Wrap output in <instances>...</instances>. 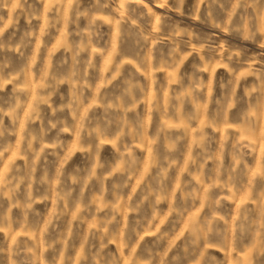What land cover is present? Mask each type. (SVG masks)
Here are the masks:
<instances>
[{"label": "rangeland", "instance_id": "obj_1", "mask_svg": "<svg viewBox=\"0 0 264 264\" xmlns=\"http://www.w3.org/2000/svg\"><path fill=\"white\" fill-rule=\"evenodd\" d=\"M15 2L16 0H13V3ZM145 2L157 16L164 14V10L157 7L153 0H145ZM195 2L196 0H187L184 7L185 17L195 14L193 8ZM20 3L23 4V0H20ZM47 4L48 0H28V4H24L25 10L31 5L37 19L32 20L31 30L35 35L23 49L24 56L7 53L17 69L25 66L33 56L36 57L37 67L41 70L55 69L61 61H67L69 69L71 67V54L66 53L62 47L64 43L62 34L65 31L63 22L57 23L55 27L50 26L43 37L40 35L46 19ZM117 6L118 2L110 3L109 9H115ZM88 9L94 10V0H83L80 10ZM63 11L71 17L72 12L67 7V0H65ZM18 12L19 17H17ZM201 12H204L203 7ZM108 14L105 13V15ZM204 14L207 15V13ZM169 15L174 20L177 19L174 13ZM217 17L223 21L227 20L226 12H222L219 8L213 14V19ZM47 18L51 19L50 14ZM154 23L155 17L151 15H145L141 20L142 27L147 31L151 30ZM6 25L5 39L13 37L16 43H19L22 32L28 29L24 12L19 8L14 11L11 5L0 8V28H5ZM79 26L80 28L86 26L83 18L80 19ZM181 26L207 33L203 25L193 24L188 19H185ZM75 28L76 25L70 23L67 31L73 32ZM100 31L103 39L98 43L93 41V47L106 48L110 51L113 46H116L121 52H126L125 46L116 39L114 26L103 25ZM215 34L222 45L227 42L236 47H246L248 57L260 56L261 52H264V49L257 47L259 38L257 43L241 45L237 39L229 40L218 31ZM68 39L71 42L78 38L70 36ZM164 50L167 51V47ZM85 59H91L97 67L90 71L91 78L87 81L90 87L85 89L84 107L98 99L97 89L102 94L119 95L124 79L129 73L135 71L131 65H125L119 76L111 66L108 71H105L104 65L108 62V56H94L91 50ZM122 59H133V57L125 55ZM193 63H199L195 56L185 63L181 71L191 72ZM248 63L251 64L252 61L249 59ZM153 67L161 69L153 77L143 75V69L137 73L145 91L139 96V102L136 105V113L140 115L143 122L142 137L129 138L137 160L134 178L129 179L128 175L113 177L105 182L106 191L103 192L101 185L96 181L87 188H84L82 184L75 185L72 188V196L66 199L68 211L59 221H55L56 230L49 228V234L45 235L44 227L57 204L55 189L61 163L68 153L79 147L72 133L63 134L61 139L66 147L63 150H57L56 156L47 154L42 156L36 164L34 178L39 181L41 177H46L47 183L31 185L32 196L37 201L33 204L34 211L28 212L25 217L23 205L28 198L29 184L27 183L20 184L11 199L0 196V220L5 216L8 218L6 222L0 223V228L5 229L0 231V264H66V257H72L75 262L81 253L86 257L81 264H91V257L99 249L101 240L99 237L91 236L89 228L93 220H99L104 215L103 213L93 214L95 208L105 202L125 204V201H128V204H137L141 199L144 203L139 212H127L128 205H125L123 211L127 214L116 217L117 223L112 236L104 241L107 245L104 254L115 257L117 264H131V261H136L137 264H149V262L150 264H238V260L246 254L251 264H264V227H262L264 225V141H258L254 150L243 149L242 158H238V163L231 153V144L234 142L233 133H236L235 139L247 143L243 140V134L238 132L237 126L241 124L243 113L249 110L248 97L245 93L254 87L257 81L252 76L247 77L246 81H241L236 87V95L244 97L246 103L238 104L235 108L225 106L224 115L220 119V131L212 133L210 128L205 127L204 131L208 132L212 139L210 142L205 141L201 148L196 145V142L200 140L197 130L201 124L211 118V113L217 111L215 104L210 103L197 120L189 119L194 111L191 104L178 105L176 114H173L171 110L166 113L162 105L171 92L168 87V72L163 70L162 64L154 62ZM245 70L241 68L238 72ZM261 70L264 71V68ZM113 76H116L115 80L112 79ZM33 79L35 85L38 81L35 77ZM105 80L110 81L106 86ZM208 80L209 77L205 75V82ZM229 80H232V77L223 68L217 70L211 89L213 101L221 95L231 96L230 88L226 93H222L219 88L220 81L227 83ZM60 92L66 98L69 97V86L65 84ZM154 95L159 102L155 108L153 107ZM21 99L25 104L23 112H27L31 96H22ZM12 103H14L13 85L9 84L5 91L0 92V107L7 111ZM59 103L60 98L57 95L53 99V106ZM93 111L99 113L102 109L94 108ZM23 112L20 114L21 120H23ZM80 114L83 115V109ZM133 116L134 113H129V119ZM64 118L70 125L74 123L67 113ZM49 119H51V110L41 106V120L37 121L33 127L39 129L41 122L47 127ZM225 119L228 125H232L231 128L226 127L223 122ZM2 126L7 131L0 139V151L4 148L8 151L0 158V171L5 167L13 168V161L22 171H30L31 159L24 154L23 143H20L19 150L16 147L20 142V122L14 123L8 116H3ZM258 131L264 132V121L259 122ZM225 134L229 137L228 143H223ZM54 137L55 132L50 133L45 142L51 143ZM99 159L106 164L108 170L119 163V156L113 151L111 145L104 146L99 153ZM26 160L28 164L25 163ZM91 160L92 157L82 156L77 150L65 165V171L72 172L79 168L82 172H86L91 168ZM221 162H223V168H221ZM158 176L164 177L162 181L164 190L153 195L157 188L156 177ZM122 181H127L128 186L122 190H114L113 185L120 184ZM82 190L84 196L81 201ZM158 198L162 202L157 205L155 201ZM41 200H43L42 203ZM93 200L96 204L92 208L77 213V207H80L81 203L87 204ZM74 201L77 203L74 204ZM210 201H219V204L213 203L210 206ZM74 214L83 215L87 222L74 221L72 219ZM153 216L156 219H153ZM194 216L201 227L203 222H207L210 228L218 225L220 235L209 234L197 245H192L193 237L187 228ZM241 225H243V231ZM133 229L135 231H132ZM129 235H131V243L125 246ZM141 236L143 240H140ZM53 241L54 247L48 248V243ZM137 242H139L138 245Z\"/></svg>", "mask_w": 264, "mask_h": 264}, {"label": "clouds", "instance_id": "obj_2", "mask_svg": "<svg viewBox=\"0 0 264 264\" xmlns=\"http://www.w3.org/2000/svg\"><path fill=\"white\" fill-rule=\"evenodd\" d=\"M113 2H118V6L115 9H109V4ZM82 3L83 0H67V7L72 12L70 17L63 11L65 0H48L45 10L46 19L40 35L43 37L50 26L55 27L57 23L63 22L65 31L62 34L64 41L62 47L66 53L71 54V67L69 69L67 61H61L55 69L44 68L41 70L37 67L35 56L25 66L17 69L10 56L7 55V53H14L19 57L24 56L23 49L28 46L35 35L31 30L32 20L37 19L33 14L34 10L31 5L28 9H24V4H28V0H23V4L20 3V0H16L15 3L13 0H0V8L11 5L14 11L17 8L21 9L26 15V24L28 25V29L22 32L19 43H16L13 37L5 39L4 33L7 25L5 28H0V92L5 91L9 84L13 85L14 100L7 111L0 107V139L7 131L2 126L3 116H8L14 123L19 121L20 142L16 147L19 150L20 143H23L24 154L31 159L28 172L22 171L14 161L13 168L5 167L0 171V196L11 199L20 184H29L27 202L23 205L25 217H27L28 212L34 211L33 204L37 202L32 196L31 185L47 183L46 177H41L39 181L34 178L36 164L41 157L46 154L56 156L57 150H63L66 145L61 137L65 133H72L79 146L68 153L61 163L55 189L57 204L44 227L45 235L49 234V228L53 231L56 230L55 221H59L68 211L66 199L72 196V188L75 185L82 184L84 188H87L93 181H96L101 185L103 192L106 191L104 189L105 182L113 177L128 175L129 179L134 178L137 160L129 138L139 139L142 137L143 122L140 115L136 113V105L139 102V96L143 95L145 91L137 73L143 69V75L153 77L156 72L161 71L160 68L153 67L154 62L162 64L163 70L168 72V87L171 92L162 105L166 113L171 110L173 114H176L178 105L191 104L194 111L189 119L197 120L210 103L215 104L217 111L211 113V118L201 124L197 130L200 140L196 142V145L201 148L205 141L210 142L212 139L211 135L204 131V128H210L212 133L220 131V119L224 115L225 106L235 108L238 104L246 103L244 97L236 95V87L242 80L246 81L247 77H254L257 83L245 93V96L248 97L249 110L243 113L241 124L237 126L238 132L243 134V140L247 143L235 139L236 133H233L234 142L231 144L233 159L238 163V158H242L243 149L254 150L258 141H264V132L258 131L259 122L264 121V71L261 70L264 68V59H262L264 52H261L260 56L248 57L246 47H236L227 42L222 45L215 34L218 31L229 40L237 39L241 45L257 43L259 38L257 47L264 49V0H196L193 5L195 14L188 17H185L184 12L187 0H171V3L170 0H153L157 7L164 10V14L159 16L145 0H94V10L84 11L80 10ZM202 7L204 12H201ZM218 8L222 12H226V21L219 17L213 19V14ZM106 12L109 14L105 15ZM169 13H174L177 19L174 20ZM49 14L51 19L47 18ZM19 15L18 12L17 17ZM145 15L155 17V23L151 26L150 31L141 25V20ZM81 18L86 21L84 28L79 26ZM185 19L190 20L193 24L203 25L207 29V33L182 27L181 24ZM70 23L76 25L73 32L67 31ZM103 25L114 26L116 39L125 46L126 52H121L116 46H113L110 51L106 48L93 47V41L98 43L103 39V34L100 31ZM70 36L78 39L69 42ZM39 47L38 44L37 48L39 49ZM165 47H167V51L164 50ZM89 50L94 56H108V62L104 65L105 71H108L111 66L119 76L125 65H131L135 71L129 73L124 79L119 95L102 94L97 89L98 99L84 107L85 89L90 87L87 83L91 78L90 71L97 67L91 59H85ZM125 55L131 56L133 59H122ZM193 56L199 60V63L192 64L191 72H182V67ZM249 59L252 61L251 64L248 63ZM256 65H260V67H256ZM221 68L232 77V80L227 83L220 81L219 88L222 93H226L230 88L231 96L221 95L213 101L212 84L215 81L217 70ZM241 68L246 70L238 72ZM205 75L209 77L208 82H205ZM34 77L38 81L35 82V85ZM112 79L115 80L116 76H113ZM109 83V80H105V86ZM65 84L70 88V96L67 98L60 92ZM160 90L163 91L162 88ZM27 95L31 96V102L27 105V112H23L25 104L21 97ZM57 95H59L60 103L53 106V99ZM153 100L155 108L159 103L156 101L155 95ZM41 106H46L51 110V119L48 120L47 127L41 122L40 128L37 129L33 125L41 120ZM94 108H100L102 111L96 113L93 111ZM81 109H83V115L80 114ZM21 112H23V120L20 119ZM65 113L71 116L74 123L71 125L68 123L64 118ZM129 113H134L132 119H129ZM223 122L226 127H232L227 124L226 119ZM52 132H55L54 139L51 143H46V139ZM228 141L229 137L225 134L223 143H228ZM105 145H111L113 151L119 156V163L115 167H111L110 170L99 159V153ZM77 150L82 156L92 157L91 168L86 172H82L79 168L72 172H66L65 165ZM7 151V148L0 151V158ZM25 163L28 164V160ZM221 168H223V162H221ZM163 179V176L156 177L157 188L152 193L153 195L164 190ZM127 186V181H122L120 184H114L113 189L122 190ZM83 196L82 190L81 201ZM40 202L42 203L43 200ZM161 202L162 200L159 198L155 201L157 205ZM143 203V199L137 204H128V201H125V204L105 202L95 208L93 214L103 213L104 215L99 220H93L89 228L90 235L99 237L101 240L99 249L91 257V264H117L115 257L104 254V249L107 247L104 241L112 236L117 223L116 217L127 214L123 211L125 205H128L127 212L136 213L139 212ZM213 203L219 204V201H210L209 205L212 206ZM95 204V200L87 204L81 203V206L77 207V213H82ZM7 219L6 216L3 217L0 223L6 222ZM72 219L79 220L81 223L87 222L83 215L74 214ZM153 219L156 217L153 216ZM241 229L243 231V225H241ZM4 230L0 228V231ZM187 231L193 237L192 245H197L202 238L206 239L209 234L220 235L218 225L210 228L207 222H203V227H201L195 216L192 217ZM70 235L71 229L69 230ZM117 238H120L119 234ZM126 239L125 246H128L131 243V235ZM140 240H143V236L140 237ZM54 243V241L48 243L47 247L53 248ZM133 254H135V249H133ZM85 260L86 257L81 253L75 262L72 257H66V264H81V261ZM131 264H137V262L131 261ZM238 264H251L248 254L240 258Z\"/></svg>", "mask_w": 264, "mask_h": 264}]
</instances>
